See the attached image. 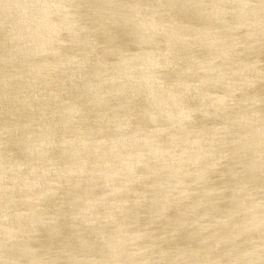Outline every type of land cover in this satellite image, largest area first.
Instances as JSON below:
<instances>
[{"label": "water", "instance_id": "95a60500", "mask_svg": "<svg viewBox=\"0 0 264 264\" xmlns=\"http://www.w3.org/2000/svg\"><path fill=\"white\" fill-rule=\"evenodd\" d=\"M0 264H264V0H0Z\"/></svg>", "mask_w": 264, "mask_h": 264}]
</instances>
